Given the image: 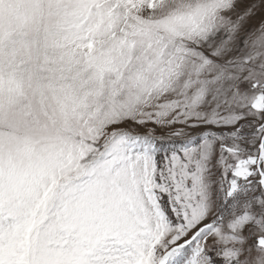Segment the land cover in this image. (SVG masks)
<instances>
[{
    "label": "snow or ice",
    "instance_id": "snow-or-ice-1",
    "mask_svg": "<svg viewBox=\"0 0 264 264\" xmlns=\"http://www.w3.org/2000/svg\"><path fill=\"white\" fill-rule=\"evenodd\" d=\"M0 264H264V0H0Z\"/></svg>",
    "mask_w": 264,
    "mask_h": 264
}]
</instances>
